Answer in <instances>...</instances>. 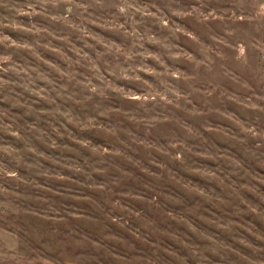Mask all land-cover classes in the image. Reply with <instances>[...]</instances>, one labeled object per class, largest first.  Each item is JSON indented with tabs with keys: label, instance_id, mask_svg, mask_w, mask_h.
Listing matches in <instances>:
<instances>
[{
	"label": "clouds",
	"instance_id": "1",
	"mask_svg": "<svg viewBox=\"0 0 264 264\" xmlns=\"http://www.w3.org/2000/svg\"><path fill=\"white\" fill-rule=\"evenodd\" d=\"M0 264H264V0H0Z\"/></svg>",
	"mask_w": 264,
	"mask_h": 264
},
{
	"label": "rangeland",
	"instance_id": "2",
	"mask_svg": "<svg viewBox=\"0 0 264 264\" xmlns=\"http://www.w3.org/2000/svg\"><path fill=\"white\" fill-rule=\"evenodd\" d=\"M86 259H89V258H86Z\"/></svg>",
	"mask_w": 264,
	"mask_h": 264
}]
</instances>
